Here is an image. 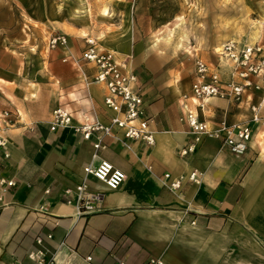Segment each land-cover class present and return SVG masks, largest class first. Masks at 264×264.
I'll use <instances>...</instances> for the list:
<instances>
[{
  "label": "crops",
  "instance_id": "obj_1",
  "mask_svg": "<svg viewBox=\"0 0 264 264\" xmlns=\"http://www.w3.org/2000/svg\"><path fill=\"white\" fill-rule=\"evenodd\" d=\"M81 46L73 50L69 40L68 49L46 56L40 70L0 38V113L10 110L14 122L0 150V264H38L30 257L38 248L56 264H148L153 257L165 264H264V126L254 127L242 155L211 137L183 155L194 142L181 120V99L191 85L178 89L142 66L133 68L152 118L154 145L116 131L120 139L107 137V147L96 150V137L51 131L59 106L76 122L84 113L103 123L113 115L104 105V86L92 81L95 68L81 58L86 41ZM188 103L211 128L223 119L251 117L247 104L225 99L213 98L203 110ZM102 159L125 172L119 188L85 174L86 166ZM193 171L198 181L169 187ZM92 194L101 195L98 210L82 213L80 198Z\"/></svg>",
  "mask_w": 264,
  "mask_h": 264
},
{
  "label": "rangeland",
  "instance_id": "obj_2",
  "mask_svg": "<svg viewBox=\"0 0 264 264\" xmlns=\"http://www.w3.org/2000/svg\"><path fill=\"white\" fill-rule=\"evenodd\" d=\"M54 33L76 51L95 37L136 70L151 67L186 89L197 57L215 65L227 40L264 41V0H0L2 44L29 66L41 70L60 53L48 48Z\"/></svg>",
  "mask_w": 264,
  "mask_h": 264
},
{
  "label": "built area",
  "instance_id": "obj_3",
  "mask_svg": "<svg viewBox=\"0 0 264 264\" xmlns=\"http://www.w3.org/2000/svg\"><path fill=\"white\" fill-rule=\"evenodd\" d=\"M86 47L81 58L93 65L95 74L92 81L105 88L104 105L113 112L109 123H103L89 113L83 114V121L76 122L72 112L59 106L52 112L50 130L70 129L75 134L90 140L96 137L94 148L105 149V138L120 139L116 131H122L129 141H142L146 145L155 144V133L150 124L152 118L146 113L144 99L139 93L138 75L132 67L129 56L122 57L118 52L105 48L98 43L97 38L86 37ZM69 39L64 33H54L48 40V48L55 50L68 49ZM218 63L211 64L197 57L195 60V77L191 84V93L184 94L181 99V120L187 123L194 135V142L182 150L183 155L193 151L196 143L205 137L219 138L237 154H244L252 140L254 127L264 126V41L241 42L227 40L217 50ZM69 57L63 60L68 61ZM255 95L260 97L254 101ZM213 98L225 99L232 103L247 104L251 117L247 122L229 123L221 120L218 127L211 128L199 113L189 106L192 100L203 110L209 100ZM13 113L5 109L0 113V150L6 146L4 132L13 125ZM127 142V141H126ZM86 175H92L103 182L109 189H117L126 179L123 170L115 167L110 161L102 159L98 165H88L84 168ZM198 173L193 171L186 178L181 176L174 179L169 186L176 190L181 188L185 179L198 181ZM170 178V174L165 175ZM5 180L1 181L3 184ZM13 185L14 182H8ZM86 189L83 183L80 190ZM101 201L100 194L82 196L79 206L82 213L91 214L98 210ZM39 245L42 238L37 239ZM38 264H56L54 258H48L46 250L38 248L30 254ZM92 260V257H88ZM121 264H126L122 262ZM148 264H165L160 258H150Z\"/></svg>",
  "mask_w": 264,
  "mask_h": 264
},
{
  "label": "bare ground",
  "instance_id": "obj_4",
  "mask_svg": "<svg viewBox=\"0 0 264 264\" xmlns=\"http://www.w3.org/2000/svg\"><path fill=\"white\" fill-rule=\"evenodd\" d=\"M252 39H253V37H252ZM255 41V40H254Z\"/></svg>",
  "mask_w": 264,
  "mask_h": 264
}]
</instances>
